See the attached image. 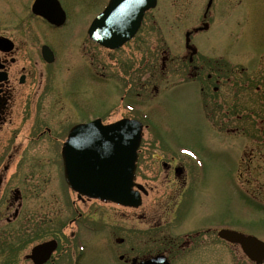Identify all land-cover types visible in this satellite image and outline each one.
<instances>
[{
  "label": "rangeland",
  "instance_id": "1",
  "mask_svg": "<svg viewBox=\"0 0 264 264\" xmlns=\"http://www.w3.org/2000/svg\"><path fill=\"white\" fill-rule=\"evenodd\" d=\"M31 2L0 0L4 24L16 19L15 27L5 28H13L20 47L27 49L20 52V61L28 59L33 49L36 59H40L45 38L56 45L58 57L53 64L42 63V58L37 64L36 76L43 71L46 85L37 91L36 128L32 125L35 118H25L18 123L16 138L9 139V132L5 135L9 144L4 148L0 170L8 161L12 145L14 155L3 193L17 187L25 194V205L34 209L27 213V219L22 213L15 224L19 225L21 238L17 260L6 255L0 243V264H28L24 255L36 242L52 237L54 231H65L68 238L71 229L61 222L75 194L64 180L58 142L65 139L75 122L94 118L112 122L123 117L138 118L144 124L137 180L154 189L143 197L137 210L113 209L115 236H123L127 226L133 235L129 238L132 246L145 249L140 215L168 191L160 186L161 176H155L162 173L156 158L179 159L187 164L189 187L180 201L169 200L171 211L163 210L164 241L172 239L179 245L186 232L189 236L195 234V241L185 250L175 246L168 251L171 264H264L251 261L239 245L220 239L215 230L203 231L206 226L227 228L264 240V84L260 83L263 90L258 91L248 85L252 91L242 85V80H233L234 84L228 85L229 101L238 97L243 115L207 117L201 110L197 84L187 81L185 37L191 30L190 43L197 46L200 55L214 37L213 54L220 51L228 60L241 63L243 74L260 71L262 76L264 0H213L210 16H204L208 0H158L156 7L146 12L136 35L115 50L98 45L86 32L107 0H60L68 16H73V23L62 29L55 40L49 27L31 16ZM205 21L210 29L195 31ZM243 30L251 34L242 35ZM164 52L170 57L167 78L161 73ZM154 83L158 93L152 87ZM133 103L138 104L133 107ZM219 120L224 124L220 125ZM46 123L51 125L53 136L37 138ZM2 202L0 205L5 203ZM111 222L106 221V226L93 222L91 231L84 232V264H124L117 257V252L126 250L123 245L113 251V244L104 238ZM4 224L5 219H0V242L10 244L14 234ZM38 230L41 231L36 234ZM136 248L135 252L143 253ZM164 248L168 249L166 242Z\"/></svg>",
  "mask_w": 264,
  "mask_h": 264
},
{
  "label": "flooded vegetation",
  "instance_id": "2",
  "mask_svg": "<svg viewBox=\"0 0 264 264\" xmlns=\"http://www.w3.org/2000/svg\"><path fill=\"white\" fill-rule=\"evenodd\" d=\"M33 2L34 0H32L31 2L30 10ZM223 2L221 4H223ZM25 3H27V1ZM212 4L213 0H208L204 16L211 15ZM31 16H34L36 18L35 20H39L41 24L47 25L49 27V29L52 31V38L54 40L55 38H57V34H59L62 29L70 26V24L73 23V20L71 19V17L73 16H68L67 11L65 21L60 24H52L48 22L45 18L36 15L32 11ZM248 17L253 18V16ZM12 20L13 19H8L7 22H9V25L8 23H6V25H12L15 27L16 19L15 21ZM4 21L5 20L3 19V16H0V163L3 161L4 148L9 144L8 139L5 138L7 132H9V139L11 137L16 138L18 136V123L24 122L25 118H27V120L29 118H35L33 122L35 124L32 125L34 126V128H36L38 122L36 121L35 117L37 111L35 108V102L39 93L37 91L44 89L46 85V78L44 79L43 71L38 72L39 76H36L37 64H39L38 62L41 58L42 59L40 61L42 63H53V61L49 63L44 59L41 49V57H39L40 59H36L35 49H33L32 51L30 50L32 54L29 53L30 57L28 59L20 61V52H25L27 51V49H23V47H20L18 38L12 34L13 28L11 30L6 29L7 27L5 28L6 25L4 24ZM203 25L205 26L203 30L210 29L209 22L205 21L203 22ZM196 31H200V29H197ZM245 31L246 30H243L241 34H251V31ZM213 43L214 37L209 40L208 49H206V51H204L202 55H200L198 49L194 55H191L189 51L187 52V81L189 80L188 83L197 84L202 99L201 110L207 117L211 119H213V117L218 116H225L227 118L240 117L243 115V113L239 111V102L237 101L238 97H236L234 100L230 99L229 101L228 85L234 84L233 80L238 78L239 81L242 80V85H244L245 88H247L248 90L253 91L251 87H248V85H251L253 86L255 91H258V89L261 88L260 83L264 84V75L261 76L260 71L258 73L243 74L244 68L240 66L242 65L241 63H238L233 60H228L227 57L225 58V54L223 52L219 51L218 55L212 53L211 49L215 47L214 45H212ZM45 44L50 46L51 49L54 51L56 61L58 57V53L55 48L56 45L53 43V41H48L47 38H45L44 42L41 45V48ZM235 53H238V51H236ZM164 54L166 53L164 52ZM254 57H256V55ZM169 61L170 57H168L167 54L164 55L162 58L161 73L166 75V78L168 76L167 74L169 68L168 63H170ZM21 62L23 63L22 65H20ZM152 87L155 93L159 92V87L157 84H152ZM256 98L257 97H255V100ZM245 100L247 102L251 99L249 98ZM261 102L262 101L260 100L259 103ZM248 112L251 113L252 111L248 110ZM76 123L77 122L73 123L70 128ZM219 123L220 125L224 124L221 120H219ZM226 129L227 128H225L224 130ZM244 131L247 132L246 128L244 129ZM52 133L53 129L51 125L46 123L42 130L38 131L36 137L38 138L39 136L43 135L51 137L53 136ZM67 134L68 132L66 133V137ZM54 138L57 139V137ZM64 140L58 142L61 146L60 155ZM11 149L12 150L7 153V163L0 170V202L3 203L2 200H4L5 202L4 204L0 205L3 206V208H0V219H5L4 226H7V228H12V234L14 235L11 238L12 240L10 244L7 243L5 240L4 242L1 241L0 243L1 247L7 248L6 255H9L10 257H12V259L17 260L20 248L19 240H21V238L19 237V225L15 224L22 217V213H25V219H27V213L31 212L30 209H34V206L25 205V194L22 190L18 189L17 187H15V189H9L6 195H4L3 193L6 185V173L10 168L11 160L14 155L13 145L11 146ZM60 158H62V155ZM180 161L181 160L179 159L173 158H156V163L158 164V168L160 169V171H162V173H156L155 176H161L160 186L167 187L168 191H166V193L164 194L165 196H162V194H160V198L155 202L154 207H145L142 214L140 215V223L144 225L143 242L145 249H142V251H140V249H137L136 247L132 246L133 244L129 238L131 237L132 239L133 235L132 232H130V229L127 228V226H125V233L123 236H115V210L113 209L120 208L128 212L132 210H137L143 203V197L148 195L149 192L154 189V186H151L149 188L147 182H141L137 180L140 167L139 162L137 161L135 180L141 185H143L145 187V190L147 191L144 192V190L141 189V205L139 207H131L117 204L112 201H104L96 198H91L84 195L78 196L75 191L69 189L75 194V198H72L70 204L67 206V214L65 220L63 221L62 219L61 223H63V225L65 226L70 227V233L68 235V238H66L65 231H63L62 233L54 231L52 237L42 241H38L34 244L36 245L49 239H56L57 241V246L55 250L51 253L50 257L42 264H84V256L82 253L84 245V232L91 231L90 226L93 222H100L106 226V221L109 222L110 220H112V222L107 227V234L104 236V238L108 239L113 244L111 246V249L113 251L115 250L117 252L118 250L116 247L119 248V245H123V248L126 250H124L123 253L117 252V256L118 259L124 264H132L134 260H146L160 253L167 254L168 251L172 250L175 246H177L175 248L185 250L191 244V242L195 241V234H190L191 236H189L187 234L188 232L184 233V239L178 245V243L172 239L164 241L163 233V210H166L167 212L171 211V205H168L169 200H171V203H173L175 199L179 198L180 201L182 194L189 187L188 181L190 176L188 175V172H186L187 164ZM134 189L136 190L137 187L135 186ZM68 208L71 213L70 215L68 214ZM4 211L8 213L4 214ZM41 230H38L35 233L39 234ZM46 231H49L51 233V229H48ZM203 231H211V227L206 226L203 228ZM197 232H200V230L196 231V233ZM71 239L73 241H71ZM165 242L168 245V249L164 248ZM32 247L30 248L29 253L24 255V258L26 259L28 264H37L35 259L30 257ZM135 248L138 252L143 253L139 254L135 252ZM167 256L170 258L169 254H167Z\"/></svg>",
  "mask_w": 264,
  "mask_h": 264
},
{
  "label": "water",
  "instance_id": "3",
  "mask_svg": "<svg viewBox=\"0 0 264 264\" xmlns=\"http://www.w3.org/2000/svg\"><path fill=\"white\" fill-rule=\"evenodd\" d=\"M155 5L156 0H110L90 25L89 34L107 47H119L135 34L145 11ZM33 11L51 22L64 21V11L57 0H35ZM190 33L186 34V46L194 54L196 48L190 44ZM46 48L43 47L45 57L51 61ZM142 134L143 124L134 118L108 124L95 119L75 125L62 149L65 179L70 187L79 195L138 206L140 196L133 186ZM218 235L239 243L256 263L264 261V241L258 237L231 229H221ZM54 248V241L44 242L33 248L30 257L41 264ZM138 264H169V259L158 254Z\"/></svg>",
  "mask_w": 264,
  "mask_h": 264
}]
</instances>
